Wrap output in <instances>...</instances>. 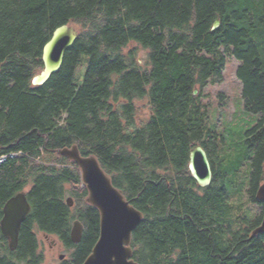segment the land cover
Here are the masks:
<instances>
[{
  "label": "trees",
  "instance_id": "16d2710c",
  "mask_svg": "<svg viewBox=\"0 0 264 264\" xmlns=\"http://www.w3.org/2000/svg\"><path fill=\"white\" fill-rule=\"evenodd\" d=\"M63 25L78 38L60 70L34 87L43 47ZM227 56L240 63L246 111L261 116L245 134L246 194L262 209L253 219L230 203L216 171L217 135L202 101L207 84L222 80ZM139 101L150 111L140 125ZM73 146L94 156L142 213L130 245L137 263L264 264V234L250 239L264 213L255 199L264 182V0H0V221L18 193L31 207L15 251L0 232V264H41L38 233L70 251L59 264L91 254L100 215L77 165L58 154ZM195 146L213 170L204 189L188 168ZM75 220L83 226L77 244Z\"/></svg>",
  "mask_w": 264,
  "mask_h": 264
},
{
  "label": "water",
  "instance_id": "95a60500",
  "mask_svg": "<svg viewBox=\"0 0 264 264\" xmlns=\"http://www.w3.org/2000/svg\"><path fill=\"white\" fill-rule=\"evenodd\" d=\"M219 25V21H215L212 31ZM77 38V30L70 25L60 26L54 31L50 41L43 47V69L32 78L34 87L46 84L52 75L60 70L65 52L74 45ZM197 92L196 90L194 94ZM58 154L77 165L88 193L86 201L100 215L98 239L83 264H139L133 260L130 245L133 232L143 220L142 213L131 206L121 191L113 186L111 179L94 156L83 157L76 146L59 150ZM188 168L199 188L204 189L211 185L213 170L201 146L191 149ZM255 199L264 204V182L258 187ZM66 203L72 208L74 202L72 198H67ZM30 211L31 207L25 193H18L4 204L0 232L6 239L10 251L17 249L21 225ZM82 232V224L75 220L70 232L73 244L80 242ZM261 234H264V213L260 225L251 232L250 239ZM59 259L63 260V256Z\"/></svg>",
  "mask_w": 264,
  "mask_h": 264
},
{
  "label": "rangeland",
  "instance_id": "374dc122",
  "mask_svg": "<svg viewBox=\"0 0 264 264\" xmlns=\"http://www.w3.org/2000/svg\"><path fill=\"white\" fill-rule=\"evenodd\" d=\"M138 57L145 58L146 51L139 49ZM239 65L234 58L227 56L222 80L220 82L211 80L207 84L202 101L207 107V125L217 135L213 140L216 146V171L226 177L224 185L228 189L230 203L234 207H241L253 219V216L262 209L251 205L246 194L251 166L247 157L245 134L255 127L261 116L249 113L245 109L242 84L236 77ZM136 107L137 124L140 125L148 118L150 111L146 101L137 102ZM80 187L85 186L82 183ZM27 190L28 188L25 191ZM37 239L38 250L42 255L41 264H59L60 255H63V260L69 258L70 251L62 246L57 237L48 236L45 239L42 233H38Z\"/></svg>",
  "mask_w": 264,
  "mask_h": 264
},
{
  "label": "flooded vegetation",
  "instance_id": "af4514ba",
  "mask_svg": "<svg viewBox=\"0 0 264 264\" xmlns=\"http://www.w3.org/2000/svg\"><path fill=\"white\" fill-rule=\"evenodd\" d=\"M43 235H44V238L45 239H47L48 238V236H50V235H47V234H45V233H42ZM38 240V239H37ZM60 242V241H59ZM61 243V242H60ZM55 244V243H54ZM62 244V243H61ZM62 246H64L63 244H62ZM39 252V251H38ZM40 253V252H39ZM41 254V253H40ZM42 256V255H41ZM60 256H63V255H60ZM60 256H59V258H60ZM60 260V259H59ZM63 260H60V262H62Z\"/></svg>",
  "mask_w": 264,
  "mask_h": 264
},
{
  "label": "built area",
  "instance_id": "2783aa9c",
  "mask_svg": "<svg viewBox=\"0 0 264 264\" xmlns=\"http://www.w3.org/2000/svg\"><path fill=\"white\" fill-rule=\"evenodd\" d=\"M2 160H4V158H0V162H1Z\"/></svg>",
  "mask_w": 264,
  "mask_h": 264
}]
</instances>
